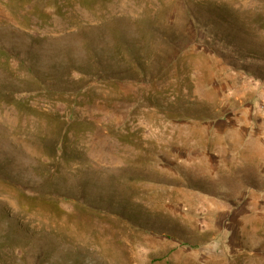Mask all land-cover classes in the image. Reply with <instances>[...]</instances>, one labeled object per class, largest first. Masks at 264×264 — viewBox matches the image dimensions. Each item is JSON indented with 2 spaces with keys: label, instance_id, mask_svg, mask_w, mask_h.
<instances>
[{
  "label": "rangeland",
  "instance_id": "rangeland-1",
  "mask_svg": "<svg viewBox=\"0 0 264 264\" xmlns=\"http://www.w3.org/2000/svg\"><path fill=\"white\" fill-rule=\"evenodd\" d=\"M0 264H264V0H0Z\"/></svg>",
  "mask_w": 264,
  "mask_h": 264
}]
</instances>
